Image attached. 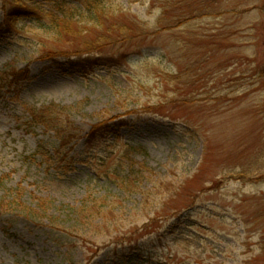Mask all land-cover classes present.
Returning a JSON list of instances; mask_svg holds the SVG:
<instances>
[{"label":"rangeland","instance_id":"rangeland-1","mask_svg":"<svg viewBox=\"0 0 264 264\" xmlns=\"http://www.w3.org/2000/svg\"><path fill=\"white\" fill-rule=\"evenodd\" d=\"M95 2L0 0V264H264V0Z\"/></svg>","mask_w":264,"mask_h":264},{"label":"trees","instance_id":"trees-1","mask_svg":"<svg viewBox=\"0 0 264 264\" xmlns=\"http://www.w3.org/2000/svg\"><path fill=\"white\" fill-rule=\"evenodd\" d=\"M66 1H75L76 3H82V2H87V4L90 6V8H91V12H94V13H96V15L98 16L99 15V13H98V11H97V9H98V6H96V3L97 2H95V0H66ZM69 5V4H68ZM58 6V8H57V11L56 12H60V13H62V14H65V15H67L66 13H67V8H66V6H67V4L65 3V2H62V4H58L57 5ZM94 13H92V15H94ZM72 21V20H71ZM58 28H55V30H57ZM52 59L53 60H56L57 61V59H56V57H55V55H53L52 56ZM69 63H70V61H69ZM72 65V64H71ZM27 78V77H26ZM52 109H56V110H59V114H58V116L59 117H61V116H64L65 118L66 117H68V118H70L71 116H72V114H71V112L73 111V108H68V107H61V106H53V108H47V109H44V111H43V113L44 114H46V113H51V110ZM62 118V117H61ZM56 122V120H54V122H51L50 124H54ZM57 123V122H56ZM108 124H103V123H99V124H96L92 129H91V131H90V133L88 134V141L92 144V143H95L99 138H101L102 136H104V130L105 129H108ZM56 129V128H55ZM59 130V129H58ZM61 132V134L63 133V131H60ZM70 140V139H69ZM69 140H68V142L66 141L65 142V140H63L62 139V142H63V146L64 147H68V145H70V143L72 142V140H71V142L69 143ZM123 172V170H121V173ZM125 181H124V183H123V189H125V190H127V189H132V187L134 188L135 187V184H132V180H130V178L127 176L126 177V179H124ZM6 183V182H5ZM4 182H1L0 183V190L1 189H4L5 191H6V189H5V184ZM124 190V191H125ZM137 188H135V190H132V192L133 193H136L137 191ZM9 192V191H8ZM131 192V193H132ZM10 196H12V195H10ZM18 197V196H17ZM4 200H5V198H4ZM14 200V199H13ZM14 202H17V200H15ZM6 204L7 203H5L4 201H2L1 203H0V209L1 208H3V207H6ZM43 204H41L40 205V211H39V214L40 215H37V217L39 216V218L41 219L43 216L45 217V214H41V213H43L44 212V208H43V206H42ZM95 205H97V203H95ZM88 206V205H87ZM95 207V208H94ZM93 208H94V211H96V210H98V207L96 208V206H94ZM16 210H18V211H20L19 209H16ZM1 213V212H0ZM34 213V211H32V210H30V216L29 217H31V218H36V217H34V216H32V215H34L33 214ZM44 213H46V211L44 212ZM80 213L81 212H79L77 215L80 217ZM189 214V213H188ZM99 216V215H98ZM97 216V217H98ZM97 217H95V218H97ZM177 218L175 219V218H166V219H163L164 220V222L167 224V226H165V231H167V230H173V229H176V231H178V230H180V231H182V230H184V231H187V224H186V221H187V218H186V214L185 213H182V214H180V215H177L176 216ZM156 223V221H155V219H152L151 221H149V223L148 224H146L145 226H144V230L145 231H148V229H150L154 224ZM91 224V223H90ZM89 224V225H90ZM93 224V223H92ZM94 225V224H93ZM91 226V225H90ZM61 230H62V228H61ZM60 230V231H61ZM62 231H64V230H62ZM173 231H175V230H173ZM64 232H66V231H64ZM164 232V231H163Z\"/></svg>","mask_w":264,"mask_h":264}]
</instances>
